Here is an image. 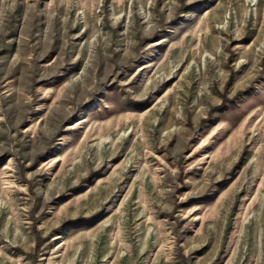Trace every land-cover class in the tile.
Here are the masks:
<instances>
[{
	"label": "rangeland",
	"instance_id": "374dc122",
	"mask_svg": "<svg viewBox=\"0 0 264 264\" xmlns=\"http://www.w3.org/2000/svg\"><path fill=\"white\" fill-rule=\"evenodd\" d=\"M0 264H264V0H0Z\"/></svg>",
	"mask_w": 264,
	"mask_h": 264
}]
</instances>
